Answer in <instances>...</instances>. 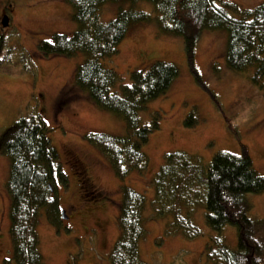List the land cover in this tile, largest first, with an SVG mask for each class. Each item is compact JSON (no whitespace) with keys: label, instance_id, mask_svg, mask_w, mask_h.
Listing matches in <instances>:
<instances>
[{"label":"rangeland","instance_id":"rangeland-1","mask_svg":"<svg viewBox=\"0 0 264 264\" xmlns=\"http://www.w3.org/2000/svg\"><path fill=\"white\" fill-rule=\"evenodd\" d=\"M263 1L227 0L219 5L249 10ZM138 8L153 11L145 2ZM118 12V4H106L102 22L115 19ZM4 14L10 20L8 27L2 25ZM74 14L75 8L64 0H0V145L22 117L43 119L68 178L65 186L58 183L55 194L67 214L61 219L62 227H54L43 211L37 228L44 264H110L111 249L120 236L117 216L122 185L145 194L150 203L155 196L150 181L168 153L185 151L207 167L219 152L239 156L247 152L264 176V87L253 81V69H229L226 30H207L201 35L193 69L182 36L161 32L154 21L135 26L119 53L105 65L116 69L124 84L132 83L135 69L147 70L157 61L178 66L180 75L167 94L140 112L144 124L159 122L144 149L148 170L145 175L132 172L122 181L88 136L94 132L126 136L124 117L97 106L74 84L83 53L47 56L41 51V44L57 32L71 35L79 30ZM10 168L11 159L0 149V264H16L7 189ZM76 170L85 180L88 177L86 188L101 200L85 199ZM246 199L253 205L251 217L264 219V192L247 194ZM151 211L145 224L148 233L140 243L141 259L149 264H214L205 254L217 237L237 247V228L229 224L213 231L206 223L205 207L195 214L202 232L196 238L165 234L166 217L154 219Z\"/></svg>","mask_w":264,"mask_h":264},{"label":"trees","instance_id":"trees-1","mask_svg":"<svg viewBox=\"0 0 264 264\" xmlns=\"http://www.w3.org/2000/svg\"><path fill=\"white\" fill-rule=\"evenodd\" d=\"M64 1L75 8L79 30L71 35L57 32L51 41L41 44V51L47 56L83 53L74 84L97 106L124 117L126 136L95 132L88 136L122 181L132 172L145 175L148 170L144 149L159 122L144 124L140 112L149 102L167 94L180 75L178 66L157 61L147 70L135 69L132 83L124 84L117 70L105 65L119 53V46L135 26L154 21L161 32L182 36L193 69L201 35L207 30H226L229 69H253V81L264 87V1L249 10L222 7L219 2L223 0ZM142 2L151 4L153 11L139 10ZM110 3L118 4L119 12L115 19L104 23L101 11ZM0 149L11 159L7 189L11 196L13 260L16 264H44L37 232L43 211L54 227L63 224V210L55 194L58 183L65 186L68 178L59 151L38 116H24L14 123L1 140ZM76 174L85 199L101 200L86 188L88 177L85 180L77 170ZM150 184L155 195L150 203L145 194L122 185L117 216L120 236L111 249L110 264H149L141 259L140 243L148 233L145 224L151 208L154 219L166 217L165 234L196 238L202 232L195 224V214L203 207L206 223L213 231L232 224L239 234L236 248L227 246L220 237L208 244L205 255L212 263L264 264V219L251 217L253 205L246 199L247 194L264 192V176L255 169L247 152L242 156L219 152L207 167L193 154L170 152Z\"/></svg>","mask_w":264,"mask_h":264},{"label":"water","instance_id":"water-1","mask_svg":"<svg viewBox=\"0 0 264 264\" xmlns=\"http://www.w3.org/2000/svg\"><path fill=\"white\" fill-rule=\"evenodd\" d=\"M223 1H226V0H223ZM2 25L4 27H8L10 25V20H9V17L8 16H5L2 20ZM64 215H65V212H64ZM65 218V217H64Z\"/></svg>","mask_w":264,"mask_h":264},{"label":"flooded vegetation","instance_id":"flooded-vegetation-1","mask_svg":"<svg viewBox=\"0 0 264 264\" xmlns=\"http://www.w3.org/2000/svg\"><path fill=\"white\" fill-rule=\"evenodd\" d=\"M7 14H4L3 16H6ZM8 16V15H7ZM64 187V186H63ZM66 211V210H65Z\"/></svg>","mask_w":264,"mask_h":264}]
</instances>
